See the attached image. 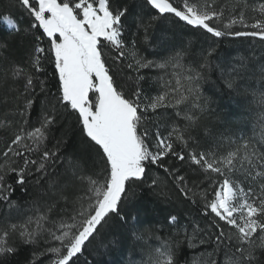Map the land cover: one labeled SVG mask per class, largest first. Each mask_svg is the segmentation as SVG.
I'll return each instance as SVG.
<instances>
[{"label": "snow or ice", "instance_id": "1", "mask_svg": "<svg viewBox=\"0 0 264 264\" xmlns=\"http://www.w3.org/2000/svg\"><path fill=\"white\" fill-rule=\"evenodd\" d=\"M216 5L217 0H143L134 14L120 0H0V25L9 33L30 37L20 62L9 57L6 42L0 43V59L6 61L0 67V106L6 114L11 111L21 118L20 128L0 153L5 157L0 168V207L4 209L0 264H8L17 254V244L8 241L10 234L20 245H47L33 252L29 264L44 255H50L51 264H77L86 245L114 219L135 227L130 221L138 223L143 211L134 206L138 189H160L166 196L169 180L181 203L196 206L203 223L195 218L182 223L178 214L169 212L164 220L175 236L154 249L151 264H176L181 240L189 247L197 242L213 244L218 259L212 264H264V124L258 142L228 137L235 146L226 153L191 148L199 143L198 132L211 135L201 124L209 109L199 85L207 78L206 70L211 71L209 57L215 48L206 52L198 66H185L182 51L157 63L140 54L137 38L130 43L124 39L129 18L134 16L133 37L143 29L145 43L154 23L170 18L203 31L213 44L229 36L264 43V3L251 7L255 13L251 17L246 15L247 0H235L227 17L226 6ZM23 21L27 27L22 29ZM237 25L250 30L233 31ZM48 65L54 67L55 91L42 78ZM169 66L181 70L172 73L175 82L164 80L160 92L146 96L141 70ZM256 71L264 82V63ZM221 72L224 87L233 92L253 68L247 57H240L227 75L225 69ZM259 97L264 105V91ZM37 104L38 126L28 127ZM69 118L75 120L91 169L79 157H65L53 169L61 159L63 141L49 148V137L58 123ZM260 118L264 120V112ZM0 129L9 131L11 122L0 119ZM173 158L204 173L211 195L205 189L197 197L199 185L190 186L180 171L183 165L170 166ZM153 169L158 174H152ZM11 173L22 191H27L29 183L35 186L34 214L18 221L12 219L13 211H18L11 199L15 188L6 182ZM170 200L166 196V202Z\"/></svg>", "mask_w": 264, "mask_h": 264}, {"label": "trees", "instance_id": "2", "mask_svg": "<svg viewBox=\"0 0 264 264\" xmlns=\"http://www.w3.org/2000/svg\"><path fill=\"white\" fill-rule=\"evenodd\" d=\"M120 2L128 4L135 14V10H138L136 6L142 3L143 0H120ZM234 2L235 0H217L216 6L217 8L222 5L226 6L225 16L227 17V9L231 8ZM247 3L250 8L246 15L251 17L255 15L251 11V7H258L259 4L264 3V0H247ZM240 6L242 7L243 4L241 3ZM20 26L22 29L27 27V21H23ZM128 26V31L124 36L125 41L130 43L131 39L137 38L140 54L157 63H163L169 56L182 51L185 53L182 60L185 66H198L206 52L210 48H215L214 55L209 57L211 71L206 70L207 78L200 81L199 85L201 95L207 100L209 109L201 124L202 128L206 126L211 135L206 136L203 131L198 132L196 135L199 143L191 145V148L197 151L213 150L219 155L226 153L235 146L228 142V137H231L233 141H239L241 138H251L256 142L259 141L261 125L264 124V120L260 118L261 113L264 112V105L260 104L259 93L264 91V82L258 79L259 73L256 68L260 63H264V43L260 42L258 38H234L229 36L213 44V38H210L203 31L198 32L190 26H185L183 22H176L171 18L155 22L154 27L149 29V39L145 43L143 42V29L140 30L138 37H133V33L136 32L134 16L129 18ZM240 30L250 29L237 27L233 31ZM27 39H30V37ZM27 39L17 33H9L6 27L0 25V43L6 42L9 45V57L18 62L22 60ZM240 57L248 58L253 72H249L247 77L240 82L241 87L238 91L229 92L224 87V81L221 79V68L225 69L224 75H227L230 66L238 65ZM4 66H6V61L0 59V67ZM125 71L130 72L128 69H125ZM180 71V69H174L171 66L164 69L141 70V73L145 76V79L141 81L144 94L146 96L156 95L162 90L163 81L171 80L174 83L172 73ZM130 74L136 75L135 72H130ZM42 78L48 82L52 91L56 90L57 81L52 65L47 66L46 74H42ZM254 92L256 95H253ZM39 111V104H37L36 111L31 114V124L28 127L38 126L36 118ZM5 118L11 122V129L7 132L0 129V153H3L6 144L10 142L21 126L19 123L21 118L18 115L11 111L6 114L5 107L0 106V119ZM76 129L74 118H69L58 123L50 134L49 148H52L58 140L63 141L59 145L61 159L56 161L53 169L58 168L65 157H79L89 169L92 168L89 153ZM4 161L5 157L0 154V168L5 166ZM171 165H183L180 171L186 176L190 186L199 185L197 197L203 195L205 189L211 195L210 181L205 179V174L198 169L193 171L196 166L183 164L175 158L170 161ZM15 166L18 167L19 165ZM96 170L99 171V168ZM158 172L159 170L153 169L152 174H158ZM208 175L214 177V174ZM15 179V173H11L6 177V182L13 184L15 188L11 199L18 206V211H13L12 219L18 221L34 214L35 210L32 204L35 186L29 183L27 191H22L15 184ZM167 185L165 193L167 197H171L168 202H166V196L160 194V189H157L156 192L146 187L138 189L134 206L143 209V211L139 216L138 223L137 221H130V224H135V227H128L118 218L114 219L101 230L100 236L86 245L85 251L80 255L77 264H151V259L155 256L154 249L164 240H171V237L175 236L174 230L169 229L165 224L164 218L169 212L178 214L182 223L186 218H195L203 223L196 211V206L190 202H180L182 198L177 195L171 180L167 182ZM161 188H164V185H161ZM3 212L4 209L0 207V215ZM137 235H140L141 238L137 239ZM8 241L10 244L15 242L18 246L17 254L9 258L8 264H29L34 251H43L47 247L43 243L36 247L20 245L14 234L9 235ZM51 259L50 255L40 256L36 264H39L40 260H43L44 264H51ZM175 259L176 264H212V261L218 259V257L214 253V245L211 243L200 245L197 242L193 247H189L186 242L181 240L176 250ZM219 259H223L222 254Z\"/></svg>", "mask_w": 264, "mask_h": 264}, {"label": "rangeland", "instance_id": "3", "mask_svg": "<svg viewBox=\"0 0 264 264\" xmlns=\"http://www.w3.org/2000/svg\"><path fill=\"white\" fill-rule=\"evenodd\" d=\"M239 27V25L235 26L232 30H234L235 28Z\"/></svg>", "mask_w": 264, "mask_h": 264}]
</instances>
